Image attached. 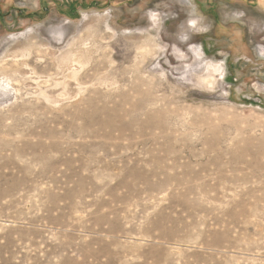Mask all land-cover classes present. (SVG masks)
<instances>
[{
	"label": "rangeland",
	"instance_id": "rangeland-1",
	"mask_svg": "<svg viewBox=\"0 0 264 264\" xmlns=\"http://www.w3.org/2000/svg\"><path fill=\"white\" fill-rule=\"evenodd\" d=\"M74 1L0 0V264H264V0Z\"/></svg>",
	"mask_w": 264,
	"mask_h": 264
},
{
	"label": "bare ground",
	"instance_id": "bare-ground-1",
	"mask_svg": "<svg viewBox=\"0 0 264 264\" xmlns=\"http://www.w3.org/2000/svg\"><path fill=\"white\" fill-rule=\"evenodd\" d=\"M24 54V53H23ZM14 56V55H13ZM3 62V61H2ZM8 72L10 73V74H14L15 72H14V69L12 70V69H4V68H2V69H0V73H7L8 74ZM6 74V75H7ZM3 76V75H2ZM4 77V76H3ZM3 77H1V79H0V82H1V80L2 81H4V79H5V81H4V83L6 84V85H8L9 84V80L8 79H6V78H3ZM0 84H2V83H0ZM47 100V99H46ZM11 147H14V140H1L0 139V152H5V151H11L10 150V148ZM156 158V157H155ZM155 160V159H154ZM157 161H159V159L157 160ZM177 161V160H176ZM160 162H162L161 160H160ZM2 163V162H1ZM156 166V165H155ZM143 175H144V180L145 181H148L149 179H150V177L152 176L153 178H157V176L158 175H160V174H164V173H167V170H170V171H173V170H175V167H168L167 165H165L164 167H161V168H159V169H157V170H152V171H150V170H148V169H146V168H143ZM185 172V171H184ZM176 177V175H174V176H172V178H175ZM169 180H171L170 178H169V176H166V175H164V177L162 178V180H159L160 182L159 183H155V184H152V183H150V184H147V187H146V189L148 190V191H151V188L152 189H154V190H163V189H165L166 188V185H167V183H168V181ZM158 182V181H157ZM191 185V184H190ZM190 185H188V186H186L185 188H184V190H182V192H181V195L184 197L183 199V201L180 203V204H178V207H180V211L178 212V211H175V210H172V208H168V210H169V213L171 214V213H173V212H175V216H172V215H170V214H168V215H165V213L162 215L161 214V210H160V218H159V220H162V219H166L167 221H169L171 224H173L175 227H177V228H179V225L181 224V225H183V228H181V229H179L178 230V232H180V233H189L190 231H191V228L193 227V225H192V223L190 222V221H188V220H190L191 219V217H192V211L193 210H197V211H201V210H203L199 205H195V206H191L192 204L191 203H188L186 200H185V196H192V195H194V192H193V190H192V187L190 186ZM18 188V187H17ZM14 189V188H13ZM12 189V190H13ZM16 190H18V189H16ZM15 192V191H14ZM8 195V194H7ZM181 199V198H180ZM193 204H195V203H193ZM243 209V208H242ZM236 211V210H235ZM240 211H241V208H240ZM239 211V212H240ZM243 211H245V210H242V212ZM241 213V212H240ZM183 214L185 215V217L183 216ZM242 215V214H241ZM244 215H245V213H244ZM244 215H242V216H244ZM228 216L230 217L229 219H234L237 215L235 214V213H233V212H230L229 214H228ZM240 217V216H239ZM212 221H213V223L215 224V225H217V224H219V222H223L222 221V219L220 218V217H218V216H213L212 217ZM229 221V220H228ZM233 221L234 220H231V223L233 224ZM230 222V221H229ZM227 223V222H226ZM226 223H225V225H226ZM236 223V222H235ZM259 223V222H258ZM224 224V223H223ZM234 225V224H233ZM252 225V224H251ZM221 226H222V224H221ZM224 226V225H223ZM254 226V225H253ZM256 226V225H255ZM230 227V226H229ZM254 228H258V227H254ZM260 228V227H259ZM259 228L258 229H256V230H259ZM222 230V229H221ZM227 230V229H226ZM260 231H262V230H260ZM264 232V231H263ZM223 233H225L224 231H223ZM255 233H257V232H255ZM190 234V233H189ZM227 234V233H226ZM260 234V233H259ZM261 235H263V233L261 232ZM263 237V236H262ZM249 250V249H248Z\"/></svg>",
	"mask_w": 264,
	"mask_h": 264
},
{
	"label": "crops",
	"instance_id": "crops-1",
	"mask_svg": "<svg viewBox=\"0 0 264 264\" xmlns=\"http://www.w3.org/2000/svg\"><path fill=\"white\" fill-rule=\"evenodd\" d=\"M52 1H54V4L56 6V10H57L59 15L64 14L67 17L66 14H68V15H75L76 14V15H78V18H79L80 14H81L80 12H78L79 7L78 6L74 7V5H76L78 2L74 1L73 3H70V5H68L69 2L67 3V0H61V1L52 0ZM42 8H43V12H44L43 16H45V14L47 15L48 13H50V7H44V3L42 5ZM73 10L76 11L75 14H72Z\"/></svg>",
	"mask_w": 264,
	"mask_h": 264
},
{
	"label": "trees",
	"instance_id": "trees-1",
	"mask_svg": "<svg viewBox=\"0 0 264 264\" xmlns=\"http://www.w3.org/2000/svg\"><path fill=\"white\" fill-rule=\"evenodd\" d=\"M77 6H78V7H81V6H82V2H81V3H77L76 5H74V7H77ZM73 9H74V8H73ZM75 12H76V11L73 10V11H72V14H75ZM29 15H32V14H29ZM43 17H44V16H42L40 19H42ZM67 17L70 18V19H72V20H76V19H78V15H76V14H75V15H68Z\"/></svg>",
	"mask_w": 264,
	"mask_h": 264
}]
</instances>
